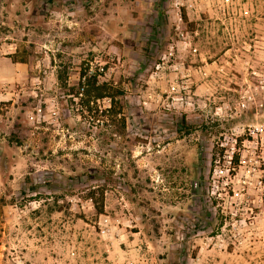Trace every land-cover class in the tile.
<instances>
[{"label":"rangeland","instance_id":"obj_1","mask_svg":"<svg viewBox=\"0 0 264 264\" xmlns=\"http://www.w3.org/2000/svg\"><path fill=\"white\" fill-rule=\"evenodd\" d=\"M0 264H264V0H0Z\"/></svg>","mask_w":264,"mask_h":264},{"label":"trees","instance_id":"obj_2","mask_svg":"<svg viewBox=\"0 0 264 264\" xmlns=\"http://www.w3.org/2000/svg\"><path fill=\"white\" fill-rule=\"evenodd\" d=\"M182 17L184 18V20H186V15L185 13L182 14ZM82 80L80 82V84L83 86V90L84 92H82L86 99H85V103L88 104L89 103V100L93 97V98H99V97H103V96H109L111 99H110V108L109 110L112 111V108L115 103L114 101V97H115V94L113 93H110V92H104L105 90V85L104 84H97L96 85V79L95 77L93 76H84L82 75ZM117 113V112H115ZM114 113V114H115ZM185 123V124H184ZM184 125H186V130H185V133H189L193 128H190V124H188L185 119H182L181 122H179V126L181 127H184ZM179 132H181L180 129H178Z\"/></svg>","mask_w":264,"mask_h":264}]
</instances>
